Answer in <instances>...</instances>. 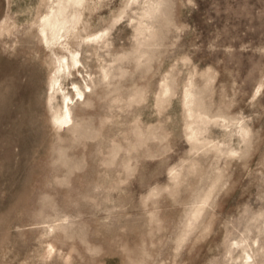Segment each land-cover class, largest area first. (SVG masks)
I'll return each instance as SVG.
<instances>
[{"label": "rangeland", "instance_id": "374dc122", "mask_svg": "<svg viewBox=\"0 0 264 264\" xmlns=\"http://www.w3.org/2000/svg\"><path fill=\"white\" fill-rule=\"evenodd\" d=\"M52 5L0 0V264H264V0Z\"/></svg>", "mask_w": 264, "mask_h": 264}, {"label": "bare ground", "instance_id": "6f19581e", "mask_svg": "<svg viewBox=\"0 0 264 264\" xmlns=\"http://www.w3.org/2000/svg\"><path fill=\"white\" fill-rule=\"evenodd\" d=\"M57 1V6L52 5L51 11L46 14L42 23L41 29L42 33L48 39V43L54 39L52 48H64V42L60 40L67 35L68 28H66L67 23H71V27L75 28L78 22L81 20L82 12L80 11V6L85 3V0H53ZM73 17V20L69 18ZM74 32V31H73ZM67 37V36H66ZM94 41L98 43H104L106 40L105 32H101L94 36ZM66 43V41H65ZM69 45V44H68ZM68 49V47H67ZM71 57L62 55L59 58V66L56 69V74L52 80V90L53 95L51 98L59 94H63L62 104L60 105L59 113L56 115V121L63 127L71 125L73 122L72 116V105L75 101V96L84 97L86 100V92L79 86L76 82L73 83L76 90L75 96H70L64 92L60 79L66 76V71H68L69 76L73 75V72H80V66L83 65L82 59L79 52L70 51ZM86 88L90 87L86 83ZM81 100V99H80ZM79 101V99H77ZM248 260L243 264H251L250 260L252 255L248 254Z\"/></svg>", "mask_w": 264, "mask_h": 264}]
</instances>
